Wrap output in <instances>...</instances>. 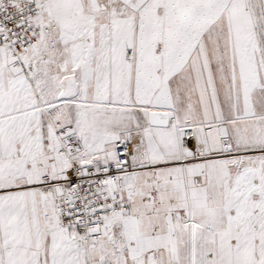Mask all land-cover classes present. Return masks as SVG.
<instances>
[{"label": "snow or ice", "instance_id": "6c2138e0", "mask_svg": "<svg viewBox=\"0 0 264 264\" xmlns=\"http://www.w3.org/2000/svg\"><path fill=\"white\" fill-rule=\"evenodd\" d=\"M0 264H264V0H0Z\"/></svg>", "mask_w": 264, "mask_h": 264}]
</instances>
